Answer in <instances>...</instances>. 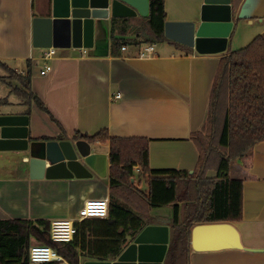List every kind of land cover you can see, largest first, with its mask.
<instances>
[{
	"label": "crops",
	"instance_id": "obj_1",
	"mask_svg": "<svg viewBox=\"0 0 264 264\" xmlns=\"http://www.w3.org/2000/svg\"><path fill=\"white\" fill-rule=\"evenodd\" d=\"M50 1L0 0V115H27L30 139L75 138L77 131L95 134L102 129L113 137L147 138L150 168L194 172L200 151L192 136L207 130L211 92L222 58L264 33V0H232L236 24L224 52L204 54L164 41L154 43V56L142 58L139 51L144 42L133 41L136 30L119 28L113 33L112 23L108 54L91 55L82 47L57 48L50 61L53 69L43 75L46 48L33 44V18L47 15ZM203 3L165 0L168 20H198ZM126 18L131 23L143 20L140 15ZM114 36L126 40L122 43L126 49L114 43ZM27 73H31L32 90L48 111L35 102L29 106L18 93L22 88L18 77ZM90 143L93 152L108 156L106 176L93 171L92 177L85 178L35 179L30 175L28 152L0 150V219L80 223L108 218L110 142ZM209 175H215V170ZM230 177L242 179L244 185L243 218L231 222L240 232L243 248L198 251L191 245L190 264H264V140L231 163ZM132 181L149 193L148 176L135 174ZM90 205L105 213L84 217L82 211ZM147 214L146 225H168L171 239L173 204L150 208ZM131 240L128 234L123 249ZM36 243L40 242L32 237L31 245ZM87 259L83 256L81 264ZM57 264L71 263L63 258Z\"/></svg>",
	"mask_w": 264,
	"mask_h": 264
},
{
	"label": "trees",
	"instance_id": "obj_2",
	"mask_svg": "<svg viewBox=\"0 0 264 264\" xmlns=\"http://www.w3.org/2000/svg\"><path fill=\"white\" fill-rule=\"evenodd\" d=\"M167 20L165 0H150L149 16L134 23L128 18L116 19L112 30L134 28L137 44L172 41L165 35ZM113 39L119 47L126 41ZM18 78L22 83L18 93L27 104L35 102L48 111L31 88V73ZM74 137L110 142L112 201L108 218L76 223L78 232L71 242L53 241L47 220L0 219V264H30L32 237L55 247L71 264H81L83 256L115 258L127 243V235L132 238L145 227L150 208L171 204L174 218L164 264H190L194 225L243 218V180L230 177V168L233 161L264 140V33L222 58L211 92L207 130L192 136L200 151L194 172L150 168L147 138L113 137L107 129L95 134L77 131ZM135 166L140 167L137 173ZM210 170H215V175H209ZM135 174L148 176V194L132 181Z\"/></svg>",
	"mask_w": 264,
	"mask_h": 264
},
{
	"label": "water",
	"instance_id": "obj_3",
	"mask_svg": "<svg viewBox=\"0 0 264 264\" xmlns=\"http://www.w3.org/2000/svg\"><path fill=\"white\" fill-rule=\"evenodd\" d=\"M47 13L33 18L35 47H82L91 55H106L111 24L120 18L149 16L150 0H51ZM235 24L232 0H204L198 20H167L165 35L199 53H219L227 49ZM28 125L27 115H0V150L28 152L32 178H85L94 172L106 176L107 154L93 152L86 139H30ZM131 239L116 258L87 259L84 264H164L168 225H146ZM191 245L198 251L243 248L231 222L196 224Z\"/></svg>",
	"mask_w": 264,
	"mask_h": 264
},
{
	"label": "built area",
	"instance_id": "obj_4",
	"mask_svg": "<svg viewBox=\"0 0 264 264\" xmlns=\"http://www.w3.org/2000/svg\"><path fill=\"white\" fill-rule=\"evenodd\" d=\"M122 48L126 49V46H122ZM56 53H57L56 47H48L45 49L43 54V59L45 60V64L40 68L41 74L45 75L53 69V66L50 63V61L53 59ZM155 54H156V47L154 43H144L141 50L139 51V56L142 58L152 57ZM116 97L119 98L121 97V95L118 94L116 95ZM139 171H140V167L135 166V172L137 173ZM98 209L99 208H95L94 205H90L82 211L83 216L85 217L87 214H92V213H101V214L105 213L102 210H98ZM49 231H50L51 239L53 241L71 242L74 240L78 232L76 226V220L54 219L50 222ZM29 257L31 263H38V264H43L51 261L59 262L63 259V256L58 252V250L55 247L43 243L33 244L30 248Z\"/></svg>",
	"mask_w": 264,
	"mask_h": 264
},
{
	"label": "rangeland",
	"instance_id": "obj_5",
	"mask_svg": "<svg viewBox=\"0 0 264 264\" xmlns=\"http://www.w3.org/2000/svg\"><path fill=\"white\" fill-rule=\"evenodd\" d=\"M40 2V0H36V4H38ZM253 39V38H252ZM249 42H247V44H248ZM156 44V46H158V45H160L161 43H155ZM247 44H245V46L247 45ZM14 76V75H13ZM15 77V76H14ZM139 176V175H138ZM139 177H141V176H139ZM137 179H139L138 177H136V179L135 180H137ZM139 181V180H138ZM138 181H135V183H138Z\"/></svg>",
	"mask_w": 264,
	"mask_h": 264
}]
</instances>
